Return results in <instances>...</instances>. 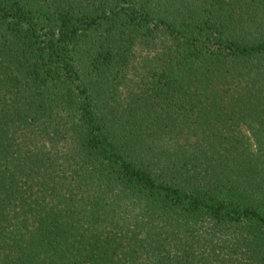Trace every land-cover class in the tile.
<instances>
[{"label":"trees","instance_id":"trees-1","mask_svg":"<svg viewBox=\"0 0 264 264\" xmlns=\"http://www.w3.org/2000/svg\"><path fill=\"white\" fill-rule=\"evenodd\" d=\"M0 264H264V0H0Z\"/></svg>","mask_w":264,"mask_h":264}]
</instances>
